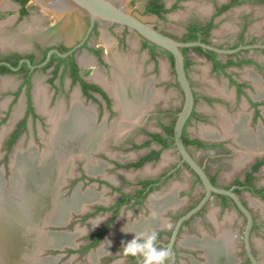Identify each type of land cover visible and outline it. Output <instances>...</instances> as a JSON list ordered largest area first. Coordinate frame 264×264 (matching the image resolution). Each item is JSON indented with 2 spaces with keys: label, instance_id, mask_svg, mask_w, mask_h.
Returning a JSON list of instances; mask_svg holds the SVG:
<instances>
[{
  "label": "rangeland",
  "instance_id": "obj_1",
  "mask_svg": "<svg viewBox=\"0 0 264 264\" xmlns=\"http://www.w3.org/2000/svg\"><path fill=\"white\" fill-rule=\"evenodd\" d=\"M149 1L150 0H125L127 7L132 12L142 16L146 22L150 23L152 26L156 27L160 31L171 35L175 40L182 41L181 38H182L183 33L181 32V29L183 28L182 23L184 22L182 21V17L184 16L186 19L187 16L183 14V16H180L179 19L178 17L177 18L175 17L176 15L179 14L180 8L176 7L174 9H171V7H173V0H166V3H167L166 5L170 6L169 8L171 12L168 13L165 19H160L158 17L150 16L147 14L144 15L142 14V10L145 8L146 4ZM0 4H1L0 5V22H5V24L0 25V40L1 42L6 43V44L1 43L2 47H0V49H10V50L17 49L23 52L24 51L30 52L31 43H38L39 45H41L43 49L55 43H59V42H62L65 45L70 46V45H73L76 42V40L82 36V34L84 33L86 29L84 20H82V18H79L77 15L68 14V15H64L61 17H57L55 14L46 10L42 6L37 5L32 0H29V4L26 6L27 14L22 19H19V21H16L17 5L14 3V0H0ZM54 11L56 14H59L56 10ZM48 27H52V28L55 27V31L54 32L47 31ZM249 29H250V26H248V30ZM258 31H261V33H264V27H262ZM116 32L118 35H121L123 30L116 31ZM126 34H127L128 50L124 52L121 51L119 53L117 52L116 48L112 44L113 45L112 58L113 60H115V62H117L118 68H119L118 61H121V60L124 62L126 61L129 62L133 60L134 63L140 66V68L143 65L146 68H149V67L151 68V66L153 67V62L148 57V49L144 46L141 38H139L137 35L129 31H127ZM245 35H246L245 36L246 40H254L256 38L258 39L262 38V34L258 35L256 32L252 35H249V34H245ZM238 37L239 36H237L236 40L234 41H230V40L225 41L226 39L221 41L220 39L213 38L212 40H210V43H214V45L217 44L218 46L234 47L238 43ZM94 39L95 38H93L92 40L94 41ZM102 40L108 43L111 40V42L114 43V39L111 37L108 29L105 31V33H103V31L99 28L98 34H97V43H102ZM217 41H220V42H217ZM102 45L105 46L106 44H102ZM155 55L157 58L158 72H157V76L154 77V83L153 84L151 83L150 88L153 89V91L160 93L161 97L155 99V101L153 102L150 101L152 102L151 110L155 109L154 112L157 114L159 113V111L162 113L165 111H168L169 116L168 117L162 116V120L165 123H167L169 126H171L172 128L175 122V119H176V115L181 109V106L183 103V96L180 93V89L177 83L175 82L173 65L171 63V59L169 55L166 52H162L160 54L156 53ZM193 55L196 57V60L187 69V74L191 80V85L194 90V93L198 97V100L196 101V103H197V108L199 109L202 105V102L204 101L202 96H205V95L209 96L210 92L213 94L221 95V93L218 92V89L225 88V87L216 86L214 88V85H215L214 82L216 83L214 78L217 79V77H215L212 74V72H209V71L207 72V69H206L207 64L204 62L205 56H203L202 54L198 53L195 50H192L187 53L188 58L192 57L194 59ZM241 56L243 58L253 57L256 60H258L260 63L264 64V55L259 54L258 51L257 52H252V51L244 52L241 54ZM82 62L84 64L88 63L84 59V57L82 59ZM208 63L210 64V61H208ZM245 65L246 64L241 65V68L239 69L237 76H234L237 81H243L245 80L243 78H247L245 77L244 72H242V67H244ZM249 66L253 67L252 65H249ZM91 67H93L92 64H91ZM113 69H116L115 65ZM206 72H207V75H206ZM119 73L121 74L120 68H119ZM87 74H88V71H85L84 76ZM161 74H162V79L160 76ZM150 76H154L152 72V68L151 70H148L145 73L144 77L150 78ZM34 77L37 80H39V83H41V86L45 88V91H47L48 96L51 95L52 91L51 89H49V85L45 81L47 77L46 72L37 71L34 73L33 79ZM144 77L142 79H144ZM3 80H10L9 81L10 84L9 86H6L4 89L0 90V131H4V135L0 139V185L2 186L0 188V192L1 194H4L3 198L5 199L4 200L2 199V200L12 204L14 199H16L17 197L16 194L14 197L13 193H11L13 172H12V168L10 167V165L12 163L14 153L19 148L20 149L28 148L30 144L32 146H35L38 151H41V149L43 150L44 148H46V144L43 141V135H47L49 133V123L47 122L46 117H45V120L43 119V121H41L42 120L41 118L35 120L33 124H31V120L29 119L28 124H27L28 125L27 132L26 133L22 132L20 136L18 137L17 142L12 147V149L6 152L5 142L7 140V137L9 136L10 132L14 129L13 127L19 124V122L22 119V101L24 102L23 99H24L25 92L24 90L19 92L17 99L12 104H9L8 111L6 112L5 110L11 99V94L14 92L16 85L20 83L21 76L15 75V74H9V75L2 76L0 77V85L3 82ZM244 82H248V81L245 80ZM217 83L221 84L219 80L217 81ZM36 87H37V84L35 85V88ZM32 90L33 88L31 89V92ZM34 90H33V93H34ZM222 97H225V96H222ZM228 99H230V97ZM57 102H58V98L56 99L54 98L53 102L50 105L51 110L56 108L55 103ZM1 103H3V105H1ZM18 108L21 110V113L19 114L18 117H15L14 114H15V111L18 110ZM232 108L235 111L239 107L234 108L232 106ZM37 111H38V108H37ZM231 115L233 116V113ZM207 116H208V119H211V115L209 113H207ZM207 116L204 115L205 118ZM220 119H221V115H220ZM119 121L120 119L115 120L114 122L115 127L117 123H119ZM140 126H145L147 129L152 130V131L154 130L156 131L159 129V127L155 125L154 118L142 120ZM115 127H113L110 132H112V130H115ZM252 127L254 128L255 126H252ZM35 134H36V137L39 138V139L36 138L37 142L36 140H34ZM141 136L142 135L136 136V140H138L139 142L142 141ZM230 138H232L233 141L235 142L234 140L235 138L233 136H230ZM225 143H226L225 146L228 149L225 152V155H226L225 157L222 155L223 153L221 154V152H216V151L210 155H205V156L197 155L198 161L205 162V164L207 165V168L210 170L211 173L214 172V169L219 167V171L221 174L218 177H216V180L222 184H228L230 182V181L225 180L226 177H231L232 179L233 176L235 177L237 174L238 175L240 174L239 173L240 171L238 172L233 171L234 167H231L229 164H231V161L235 162V159L238 157V154H236V149L237 150H241V149L238 148L237 146H234V144L228 140ZM166 151L170 152V156H172V158H173V155L177 156L176 151L173 150V146L169 147ZM137 153H143V150L141 149L138 151L131 150L127 154H124V156L132 154V156L135 157ZM86 160L88 163L87 158ZM77 164H78L77 160L73 161V164L71 166L72 168L70 169V172H69L70 174L65 176L64 178L65 182H63L64 184L62 183V185L58 187L60 189V190L58 189L59 190L58 197H60V200H64L65 198H69L71 196L72 190L74 188L73 189H70V188L73 187L74 183H72V186H70V188H69V183L75 178L74 174L77 173L76 172ZM235 170H236V167H235ZM239 170H242V168ZM140 171H143V170H140ZM112 175H116V174L111 173L110 176ZM259 178L260 179L258 180V184L264 185V171L260 173ZM14 182H13V187H14ZM78 185H80V183L76 184V186L74 187H77ZM91 185L84 186L82 192L87 191V189ZM196 185L199 186L198 184ZM102 187L103 189H107L105 185H102ZM90 189H93V188H90ZM100 189L98 190L99 193H94V194H98L99 196L101 195V198L103 197L105 198V200L104 201L99 200V202L97 203L101 202L103 204L109 205L113 203L115 200L119 199V194H113L109 192L107 195H105L104 192L102 194L103 189L102 190ZM123 189L124 191L128 192L127 182L123 184L122 190ZM199 191L200 192L198 195H196L195 193L193 194L194 196L192 197L191 204L195 205L199 201V199L203 196L202 189L199 188ZM74 194L75 192L73 193L72 198L66 201L67 202L72 201ZM115 195H117V197ZM241 197L242 199H244L245 203L251 205L250 196H246V194H243L241 195ZM214 200H215L214 202H216V198ZM93 202H96V201H93ZM212 204H213V201H211L208 204L207 208L209 209L212 206ZM90 205H94V203H91ZM189 206L190 205L186 206L184 209H187ZM231 208L232 206H230V209ZM87 209H89V207H87ZM142 209H134L132 207L124 206L120 209V212L118 213V215L115 217L114 220H111L112 218L110 217L109 212L99 213V214H96L95 216H89L84 219H78V216L76 219L75 215L74 216L70 215L71 217L69 218V222L65 227H62V228L61 227H56V228L49 227L47 229L50 231H64V232L73 233L75 235V245H74L75 247L79 246L80 244L84 246L88 242H90L88 237L92 231L100 228L104 224H107L109 226L106 229L105 234L102 236V238L99 240V242L94 247H92L89 250L85 248L83 251L80 250L81 245L78 247L79 248L78 250L71 248L73 244H68V243H72L71 242L72 238L70 237L59 238L60 236L46 235L52 238L48 242H51V241L54 242V240L58 242V240H60L61 245L63 244V248H61V250L46 249L44 250L43 253L36 254L34 261L36 263H42V261L45 260L46 258H50L52 259L51 263L50 261H47L50 264H137V262L141 260V257L139 256L124 257L123 256V247L126 245L127 242L131 241L134 238L135 234H129V236L127 235L125 238L114 239L115 241L112 240L111 243L109 244V247L107 249L104 248L105 251L101 253H98V250L100 249L102 250L106 236L107 235L109 236V234L111 233L113 229L117 230V229L126 227L128 223H131L132 225H134L133 223L137 222L135 224H138L139 217H143L146 215ZM80 210H83V209H80ZM183 210L181 213L184 212ZM231 210H234V209H231ZM69 211L71 213L72 211L77 212L79 210H76V209L68 210L65 216L60 221V223L67 220L68 215L70 214ZM207 214H208V210L204 214V217L197 216L195 219H192L190 221L191 226H195V224H197L199 219L201 220L205 219V216ZM179 215L174 216V218L173 216L163 215L162 216L163 218L161 219H164V220L167 219L168 221L167 223L169 224V227L167 226L166 228L170 229V227H172L173 223L175 222L176 218ZM256 215L259 217L257 218V220L258 222H260V224L261 222H264V210L256 212ZM129 217H130V220L127 219ZM236 217H237V220L234 223L232 222L231 225H227V232L228 233L230 232L232 237L234 236L233 237L234 249L232 251L231 256L229 257L231 260L229 259L224 264H249L247 260V255L244 250L243 242H242L243 230L245 226V219L238 213ZM217 219L220 222L223 221L224 219L223 212L218 214ZM165 224H166V220H165ZM165 224L163 227L166 226ZM262 228L263 226L259 225L257 231L252 233L251 238L253 241V250L256 249L254 250L255 252L254 254L256 257H258V260L264 264V228L263 229ZM37 229L38 227H35V228L33 227L32 233L33 234L35 233V235H37V232H36ZM166 230L163 231V233L166 235L164 236L165 241L169 239L170 233H171L170 232L171 229L168 231L169 233H166ZM204 230H208L210 232L212 231L211 229H209L208 223H204ZM151 231H154V230L152 229ZM149 232H150L149 230L146 231V233H149ZM191 234L194 235V237H198L199 239H201L199 234H195L193 231L190 233V235ZM184 235L185 233L183 232L181 236L177 238L178 241L182 240L181 237ZM92 257H94V259ZM207 260H208L207 256L205 255V251L203 249L196 248L193 250V247H192L191 251L184 250L182 249L181 244L178 243V250L175 253V257H173L170 261H168L167 264H204L207 262Z\"/></svg>",
  "mask_w": 264,
  "mask_h": 264
},
{
  "label": "flooded vegetation",
  "instance_id": "obj_2",
  "mask_svg": "<svg viewBox=\"0 0 264 264\" xmlns=\"http://www.w3.org/2000/svg\"><path fill=\"white\" fill-rule=\"evenodd\" d=\"M151 1L152 0H150L146 4L145 8L142 10V14L144 15L147 14L150 16H155V17L160 18L157 15L145 13V9ZM160 1L163 3V0H160ZM260 1L264 2V0H260ZM14 3L17 5L16 21H19V19H22L27 14L26 6L29 4V0L25 4H22L20 0H14ZM163 4L165 7V3ZM22 10L25 11V14H22ZM84 22H85V28H86L84 33L79 39L76 40V42L73 45H70V46H67L64 43L59 42V43H55L43 49L41 45H39L38 43H31L30 52H25V51L23 52L17 49L16 50L0 49V77L9 75V74H15V75L21 76V81L18 85H16L14 92L11 94V99L5 111L6 112L8 111L9 104H12L17 99V96L19 95L20 91L24 90L25 92L24 99H23L24 102L22 101V119L19 122V124L13 127L14 129L10 132L9 136L7 137V140L5 142L6 152L12 149V147L15 145L18 137L20 136L22 132H25V133L27 132V128H28L27 124H28L29 119L31 120V124H33L34 121L39 118L42 119L41 121H43V119L45 120V116L37 111V106L34 101L33 90L35 88V85L39 83V80H37L35 77L33 79V75L37 71H43V72H46L47 74L45 81L49 85V89H51L52 91L51 95L49 96L46 91L48 99H50L48 101L49 108L54 98L55 99L58 98V102L55 103L56 107L60 105L61 103H63L65 106V109L69 111L72 106L73 96L76 94V97L78 98L79 106L81 107L82 111L85 113H90V117L92 120V125H91L92 128L96 130H104L106 132L108 131L110 132L111 129L115 126L114 124L115 120H118L121 118V110H119L120 108H119V105L117 104L116 98L110 93L109 90L106 89L103 83L96 81L95 78L96 76L102 77L105 81V84H109V85L114 84V82L116 81L117 75L120 73H119V68L117 66V62H115V60H113L112 58V48L114 45L117 52L119 53L121 51L124 52L128 50V42H127V34H126L127 31H125L126 29L123 30L121 35H118L117 32L114 30V28H109L108 30H109L111 37L114 39V43H112L111 40L109 41V43L103 40H102V43H97V34H98L99 26L95 25L89 37L87 38V40L85 41L82 47L74 50L70 55L64 58H59L55 54H53L50 60L48 61V63L44 67L37 68L38 65H40L41 63L45 61L47 54L50 51L55 50L61 54H64V53H67L73 50L77 45H79L85 36L86 30L89 28L88 20L85 19ZM245 29H243L241 34L239 35L238 43L236 44V46L234 47L218 46V45L216 46L222 49H234L242 45L243 46L244 45H255V44L264 45V34L262 35V38H259V39L256 38L254 40H246L245 34H244ZM157 30L160 31L159 29ZM47 31L54 32L55 27L54 28L48 27ZM164 34L172 37L171 35L167 33H164ZM93 38H95L94 41L92 40ZM202 39L203 37L201 36L200 40L202 41ZM102 44H106V45L104 46ZM143 44L148 49V57L153 62L152 72L153 74H155V77H156L157 72H158V64H157V59H156L155 54L156 53L160 54L164 51H161L160 49L156 47L154 48L152 45L148 44L145 41H143ZM209 44H212V43H209ZM248 51H252V52L258 51L259 54L264 55V49H252V50H247V51H241L235 55L224 56V57L234 56L237 60H239V64L245 63L247 66L252 65L253 67H255V70L258 72L257 74L259 78L264 79V64L260 63L258 60H256L253 57L243 58L241 56L242 53L248 52ZM203 56H205V58L208 61H210L213 65V62L210 59H208L206 55L203 54ZM83 57L88 62L87 64H84L82 62ZM217 57L219 56L215 55V58ZM27 62L30 64L31 67H34V68L33 69L30 68ZM4 64L9 65L10 67L16 70L12 71L10 70L9 67H7ZM91 64L93 67H91ZM114 65L116 69H113ZM226 67L215 68L213 65V68H215L217 71L222 72V73H224ZM4 68H7V70H5ZM85 71H88V74L84 76ZM146 72H147V68L144 65L141 66L140 79L145 76ZM141 80H142L141 82H143V79ZM144 80H145V77H144ZM229 81H230L229 85L234 88L236 103L239 102L240 97L242 95L246 97V91L244 90L250 89L251 92H254V88L246 82L239 83L238 81L233 79L232 76H229ZM151 83L153 84L154 81L150 82V86H151ZM39 84L41 85V83ZM32 88L33 90L31 92ZM150 91H153V89L149 88V92ZM194 98H195L194 110H193L191 117L187 121V124L191 123L192 120L198 121L202 119L201 114H199L197 110L196 101L198 100V97L195 93H194ZM202 98L204 100L203 102L209 105H212V103L214 102H223L220 99L213 98V97L206 96V95L202 96ZM247 100L249 101L251 105L254 106V112H253V117H252L253 121H252L251 126H255L258 119H260L264 125V117L262 116L261 110L259 109V107H264L263 94L259 95V100L256 103L255 102L252 103V100H250L249 97H247ZM147 110L140 113L141 117L139 116L138 118L139 122H137L136 125L133 126L131 131L130 130L124 131L123 134L121 133V136H118V137L112 135L113 137L111 136L109 138H106L104 141H102V143H100V145L94 146L90 149L89 157L91 158V160L93 161L95 160L94 162L98 163V165H100L101 167V170L98 172V174H89L86 169V165H87L86 158L84 157L79 158L77 159V162H78L77 171H76L77 173L74 174L75 175L74 180H72L69 183V188L70 186H72V183H74L73 187L70 188V189L74 188L73 189L74 191L72 190L73 193L77 190H81L82 192L84 186L91 185V184L96 185L98 189H100L102 185H105L106 187H109L113 192L114 188L110 185L109 181L106 179V175L111 174V173L112 174L117 173L116 176L119 181V186L116 188L115 192L119 194V199L115 200L113 203L109 205L103 204L101 202L100 203L94 202V205H90L91 203H88L82 213L73 212L70 215H73V216L75 215L76 219H77V216H78V219H84L89 216H95L96 214H99V213L109 212L110 217L112 218L111 220H114L115 217L120 212V209L124 206L132 207V208L137 207V209L144 208L149 195L156 191H159L162 183L168 180V177L165 175H161L158 177H146V178L136 179L135 188L133 190V194L131 197L125 195L122 190L123 184L126 182V179L123 175L117 172L118 170H123V171H128L130 169L137 170V169L142 168L146 163L156 162L157 161L156 158H159L158 155L156 154L158 150L155 148H152L151 145L155 144V145H158L159 147H162L163 144L161 142V133L155 130L154 131L149 130L145 126H140V124L142 120L144 119L154 118L155 125L159 127V129H161L163 125L162 116L168 117L169 112L165 111L162 113L159 111V113L157 114L154 112L155 109L151 110V108H148ZM203 119H205L204 121H208V122L210 121L208 119V116L206 118L204 117ZM219 123H220V119L218 121V124ZM139 135H142L141 136L142 141L140 142L136 140V136H139ZM34 138L36 142H37V139H39L38 137H36V134ZM172 144H173V141H172ZM225 145L226 143H218V144H208L207 143V144H201V145L192 143V146L196 147L197 149H202L203 151L216 150V152H221V154L223 153L222 154L223 156H226L225 152L228 150ZM140 149L143 150V153H137V155L133 159H127L123 157L124 154H127L131 150L138 151ZM145 149H147L146 152L144 151ZM113 153L116 154L115 158H112L111 157L112 155H110ZM108 164L111 166L108 167ZM263 171H264V150L260 151L259 154L253 155L251 159L245 163V165L242 167V170H240L239 172L240 174L239 175L237 174L232 179V181L229 184V187H227L226 189H232L233 192H235L238 195V197L240 198L244 206L247 207L241 195L243 193H248L250 197L252 198V200L256 201L262 207L264 205V185L263 184L259 185L258 180L260 179L259 178L260 173ZM208 178L213 185L218 187L217 180L215 178L213 179L210 176H208ZM196 180L198 181L197 178ZM78 183H80V185H78L77 187H74ZM92 185L87 189V191H84L82 193L88 192L90 188L94 187ZM72 195L70 198H72ZM214 197L215 198L219 197V199L225 200L228 204H232V202L226 197L213 196V198ZM87 207H89L90 210L87 209ZM248 210L252 214V219H253V226L251 229V235H252V233L257 231L259 225L263 226L264 228V222H261L260 224V222H258L257 220V218L259 217L256 215V212H259V211L254 212L252 209H248ZM202 211L198 213L196 216H199L202 213ZM238 214L241 215V213L239 212ZM167 215L173 216L171 212H168ZM193 218H191L190 220H188L187 222L183 224L180 230V233L184 230L185 227L186 228L188 227L187 225H189V222ZM108 226L109 225L104 224L100 228L92 231L88 237L90 242H88L84 246L80 244L81 245L80 250L83 251L85 248L89 250L92 247H94L99 242V240L102 238V236L105 234ZM172 228H173V225L172 227H170L171 231H172ZM156 229L157 230L153 229L155 232L158 233L156 247L165 248L163 244H167L169 239L165 241L164 236L166 235L163 233V231H165L167 228L159 227ZM170 229H167L166 233H169L168 231ZM151 230L149 231L152 232ZM96 240H97V243L91 246ZM176 243L172 248L171 257L166 262L170 261L173 257H175V253L178 250ZM79 246L76 247L77 250L79 249L78 248ZM251 247H252L253 256L255 257L257 262L259 264H263L258 260V257H256L254 254L255 253L254 250L256 249L253 250L252 238H251ZM248 263H249V260H248ZM137 264H139V261L137 262Z\"/></svg>",
  "mask_w": 264,
  "mask_h": 264
},
{
  "label": "bare ground",
  "instance_id": "obj_3",
  "mask_svg": "<svg viewBox=\"0 0 264 264\" xmlns=\"http://www.w3.org/2000/svg\"><path fill=\"white\" fill-rule=\"evenodd\" d=\"M38 1L42 5L41 0ZM51 1L54 2V10L60 14V16L56 14L59 17H61L66 9L70 8L64 1L49 0V2ZM2 24H5V22H0V25ZM1 43L6 44L0 40V47H2ZM120 66L121 74L117 76L115 84H105L102 77L96 76L95 78V80L103 83L107 90L116 97L117 104L120 108L119 110H121L120 121L117 123L116 127L114 126L115 130H112V132L96 130L91 127L92 120L90 113L82 111L76 94L72 99V106L69 111L65 109L63 103L51 110L48 107L49 99L45 88L39 83L37 84L34 90L35 104L38 111L47 118V122L49 123V133L43 135L46 148L38 151L36 147L30 144L28 148L17 149L10 165L13 172L11 193H13L14 197L16 194L17 197L11 204L3 201L5 199L3 198L4 194L0 192V220L3 219V222L6 220L15 231L27 230L29 233L31 231L33 232V227L35 228L38 222L40 224L43 220V222L46 220L51 223H60L68 210L84 209L89 202L92 203L101 198L98 194H94L93 189H90L87 193H82L77 190L75 191L73 200L67 202L66 200H60V197H58V191L60 190L58 187L65 182L64 178L70 174L69 172L72 168L73 161L78 158L86 157L88 159L86 165L88 172L90 174H97L101 170V167L98 163L94 162L95 160L93 161L89 157L90 149L100 145L102 141L112 135L118 137L121 136V133L123 134L124 131L131 129L135 122L137 123V119L141 115L140 113L146 111L150 103L161 97L160 93L155 91L149 92L148 84L141 82L140 66L133 61H121ZM9 81L10 80H3L0 85V90L9 86ZM218 92L226 98H228L230 94L225 88H219ZM262 93L264 96V92ZM1 105H3V103H1ZM20 113L21 110L18 108L14 116L18 117ZM221 117L222 135H218V133L214 134L212 130L203 127L200 132L203 137L211 139L218 138L220 135L221 137L233 136L235 141H241L248 146L246 147L247 149L241 151V154L235 159V166L239 162L250 157L251 154L254 155L264 150V134H260V137L257 139L250 135H242L238 132L241 126L239 119L233 121L231 117L229 118L223 113ZM3 135L4 131H0V139ZM1 187L0 185V188ZM152 203L153 212L157 213L156 218L140 221L138 224L134 225L128 223L130 226L127 224L126 227L117 230L113 229L105 239L102 250H98V253L105 251V249L109 247L111 241H115L114 239L125 238L127 235L129 236V234L145 233L147 229L162 226L164 220L159 218L158 214L165 208L173 206V197L171 194L161 195ZM233 237L230 232L228 233L227 230L221 229L218 236L221 241L220 243L202 239L195 241L194 244L192 243V247L205 250V255L208 260L204 264H224L229 260L228 254H232L234 249ZM59 238H61V236ZM51 239L52 238L46 235H33V238L30 239L29 242L31 243L29 256L25 258L22 257L23 259L21 258L18 264H50L52 261L50 258H46L42 263H36L34 259L37 254V248H39L38 246L58 247L61 245L60 240H58V242L55 240L54 242H48ZM28 248L30 249V247ZM34 250L36 251L34 252ZM25 252H27V250ZM23 254L24 253L20 251V255L23 256ZM92 258L94 259V257ZM47 261H50V263Z\"/></svg>",
  "mask_w": 264,
  "mask_h": 264
},
{
  "label": "crops",
  "instance_id": "obj_4",
  "mask_svg": "<svg viewBox=\"0 0 264 264\" xmlns=\"http://www.w3.org/2000/svg\"><path fill=\"white\" fill-rule=\"evenodd\" d=\"M211 1L212 0H173V7H171V9H174L176 7L180 8L179 14L176 15L175 17L176 18L178 17V19H179V17L183 16V14H185L187 16L186 19L184 16L182 17V21H184L182 23L183 28L181 29V32L183 33L182 37L186 34L188 27L198 26L201 29H205L209 25L211 26V28L208 31V33L206 35H202V37H203L202 41L207 42V43H210V40H212L213 38L220 39L221 41H223L225 39H226L225 41H228V40L234 41V40H236V37L239 36L241 34L242 30L245 28L246 29L244 30V34L252 35L255 32L258 35L264 34V33H261V31H258L262 27H264V7H263L264 2H261L260 0H213L212 2ZM163 3H165L164 9L167 10L168 12L161 14L159 16L160 19H165L166 16L168 15V13L171 12V10L169 8L170 6L166 5L167 4L166 0H163ZM248 26H250L249 30H248ZM217 42H220V41H217ZM212 44H214V43H212ZM215 45H217V44H215ZM192 50L193 49H190L188 52H190ZM198 53H200V52H198ZM200 54H202V53H200ZM216 59L221 64H225V62L226 63L227 62L232 63V65L227 66L225 68L224 73H222V72L217 71L215 68H213L212 63L210 62V64H209L207 59L204 57V62L207 64L206 65L207 72L208 71L212 72V74L215 77H217V79L214 78V80L216 81V83L214 82V84H215L214 88L216 86L217 87L218 86H220V87L224 86L225 89L230 93L228 96V98L230 97V99L222 97L223 96L222 94H221L222 95L221 96V95L210 93L209 94L210 97L220 99L223 102H214V103H212V105H209L205 102H202L201 107L199 109L197 108L199 114H201L202 119H200L198 121L192 120L191 123L187 124L185 126V129H184L183 138L186 139L190 143L191 142H197V143H199V145L207 144V143L208 144L225 143L228 140V141L232 142L234 144V146H237L238 148L241 149V150L236 149V154L239 155V154H241L240 152L243 150H246L247 149L246 147H248V146H246L241 141H235L234 142L233 139L230 137H224V138H222L223 136L221 137V135L223 133V129L220 128V127H222V119H220V115L222 116V113H223L225 116H228L229 118L231 117V119H233V121H236V119H239V121L241 122V126H240V129L238 132L241 133L242 135H250L252 137H255V139H257L258 137H260V134H264V125L260 119H258L254 128L251 126L252 121H253L252 117H253V112H254V106L251 105L249 103V101L247 100V97H249L250 100H252V103L258 102L259 95L263 94L262 92H264V79L259 78V76L257 74L258 72L255 70V67H250L247 65L242 67V72H244L245 77H247V78H243V79L247 80L248 82H246V83H248L249 85H251L254 88V92H251L250 89L244 90V91H246V97L244 95H242L240 97L239 102L236 103L234 88L229 85V82H230L229 76H232L233 79H235L234 76H237V73H238L239 69L241 68L242 63L239 64V60H237L234 56H232V57H217ZM195 60H196L195 56H194V59L192 57L188 58V56L186 54L185 61L188 63L187 69L190 67V65H192V63ZM121 61H118L119 68L121 67L120 66ZM131 61H133V60H131ZM151 68L153 69L152 66H151ZM151 68L150 67L147 68V71L151 70ZM187 69H186V73H187ZM120 70H121V68H120ZM207 72H206V75H207ZM153 75L154 76H150V78L148 77V78H145V80L143 79V82L148 84V89L150 88V82L154 81L155 74H153ZM160 76L162 78V74ZM187 76H188V74H187ZM188 79H189L190 85H191V80H190L189 76H188ZM218 80L221 84L217 83ZM245 80L238 81V82L242 83ZM191 87H192V85H191ZM180 93H181V91H180ZM232 106L234 108H236V107H239V108L234 111ZM149 108H151V103H150ZM259 109L261 110L262 116L264 117V107H259ZM207 113H209L211 115V119H209L210 120L209 122H206V121H204L205 119H203L204 115H207ZM232 113H233V116L231 115ZM215 117H216V119H215ZM219 119H220V125L221 126H219V124H218ZM162 124H163L162 125L163 129L161 128V129L156 130L157 132L161 133V142L163 144L162 147H159L158 145H155V144L151 145L152 148H155L158 150L156 152V154L159 157V158H156L157 161L151 162V163H146L142 168L137 169V170L130 169L128 171H123V170L117 171L119 174H121L125 177L126 182H127V188H128L127 191L128 192L124 191V189H123V193L127 196H130V197L133 194L136 179L146 178V177H158L161 175H165L168 177V180L166 182L162 183L159 191H156V192L149 195V197L146 201L145 207H144V209H142L143 212L146 213L147 216L145 215L143 217H139L138 222H140L143 219H144L143 221H146V220L153 218L151 215V213L153 212V207H152L153 203L152 202L156 201V199L159 198L161 195H166V194L167 195L171 194V196L173 197V206L165 208L163 211H161L158 214L159 218H163L162 216L167 215L168 212H171L173 214V218H174V216H177L179 214L180 215L178 217H180L181 215L186 213L188 210H190L191 208H193L197 204V203L195 205L191 204L192 203V197L194 196L193 195L194 193L196 195L199 194V192H200L199 188L202 189L200 183L196 180V177L191 172V170H189V168L185 165H180L178 154H177V156L173 155V158H172V156H170V152L166 151L169 147L173 146V144H172L173 127L171 128V126H169L163 120H162ZM237 126H238V124H237ZM202 127L205 129L212 130L214 134L218 133V135L219 134H221V135H220V137L214 138V139L203 137L201 135V132H200ZM132 128L133 127H131V129ZM131 129H129V130L131 131ZM185 146H186L188 152L198 162V164H200L203 167V169L205 170V172L208 176L212 177L213 179L214 178L216 179V177H218L221 174L219 171V167L214 169V172L211 173L210 170L207 168V165L205 164V162H199L197 159V155H201V156L202 155H204V156L210 155V154L214 153L216 150L203 151L202 149H197L196 147L192 146V143H191V145L185 144ZM173 150H175L174 146H173ZM144 151L146 152L147 149H145ZM253 151H255V150H253ZM255 154H259V152L255 153ZM110 155H112L111 156L112 158L116 157L115 153L110 154ZM168 156H169V158H168ZM252 156H253V154H251V156L246 158L244 161L239 162L236 166L234 165V161H231V164H229V165L231 167H234L233 171L238 172V171H240L239 169H241L245 165V163L251 159ZM123 157L127 158V159H133L134 158L132 156V154L126 155ZM207 158H209V157H207ZM110 166L111 165L108 164V167H110ZM235 167H238V168H236V170H235ZM140 170H143V171H140ZM134 175H135V177H134ZM233 178H234V176H233ZM106 179L109 181L110 185L114 188V191L112 192V190L109 187L105 186L108 190L103 189V187H101L100 190L103 189L102 194H103V192L105 193V195H107L109 192L113 193V194H118L117 192H115L116 188L119 186V181L117 179V176L116 175L110 176V174H107ZM232 179H231V177L225 178L226 181H230V182L232 181ZM230 182L228 184H222V183H219L217 181V184H218V187L226 189L227 187H229ZM196 184H198L199 186H197ZM92 186H94L93 187L94 193H99L98 192L99 189L97 188V186L96 185H92ZM202 192H203V189H202ZM243 194H246V196H250L248 193H243ZM115 196L117 197V195H115ZM214 199H215V197H214ZM214 199L211 200V201H213L212 206L209 209L207 208L208 204L211 202L210 201L205 206L202 213L199 215V216L204 217V214L208 210V214L205 216V219H203V220L199 219L197 224H195V226H191V224L189 222V225H187L188 227L187 228L185 227L184 230L180 233L179 236H181V234L183 232L185 233V235L181 237L182 240L178 241V239H177V243H176L177 248H178V243H179V244H181L182 249L191 251L192 243L194 244L195 241L202 240V239L211 240L212 242H219V243L221 242L220 238H218L219 231H221V229L227 230V225H231L232 222L234 223L237 220L236 216H237L238 211L236 210V208L232 204H228L225 200H221V199H219V197H217L216 202H214L215 201ZM99 200L104 201L105 198L102 197V198H99ZM99 200H97L96 202H99ZM250 202H251V205L246 203L248 209H252L254 212L264 210V205L261 207L256 201L252 200L251 197H250ZM92 203H94V202H92ZM188 205H190V206L187 209H184ZM230 206H232L231 209H234V210H231ZM134 209H137V207H134ZM182 210L184 211L183 213H181ZM221 212H223V214H224V219L222 222L218 221V219H217L218 214H220ZM196 217H194L193 219H195ZM177 218H176V220H177ZM127 219L130 220V217ZM165 220H166V224H165ZM165 220L163 222V225L159 226V227H163L164 224L166 226L163 228H166L167 226L169 227V224L167 223L168 222L167 219H165ZM135 223H137V222H134L133 224H135ZM204 223H208L209 229L212 230L211 232L208 230H204ZM129 224H131V223H129ZM154 228L156 229L157 227H154ZM154 228H151V229H154ZM151 229H147V230H151ZM192 231L195 234H199L201 239H199L198 237H194V235H192V234L190 235V233ZM194 249H196V248L193 247V250ZM228 256L230 257L231 254H229Z\"/></svg>",
  "mask_w": 264,
  "mask_h": 264
},
{
  "label": "water",
  "instance_id": "obj_5",
  "mask_svg": "<svg viewBox=\"0 0 264 264\" xmlns=\"http://www.w3.org/2000/svg\"><path fill=\"white\" fill-rule=\"evenodd\" d=\"M32 1L56 15V13L54 12L55 7H53L54 2L52 1L49 2V0H41L42 2L41 5L38 0H32ZM58 1L59 2L64 1L70 7L66 9V11H64V13L61 16L68 14L77 15L79 18H82V20L85 19L88 20L89 28L86 30L83 40L73 50L64 54L52 50L47 54L45 61L40 65H38L37 68L44 67L48 63V61L50 60L53 54H55L59 58H64L70 55L74 50L82 47L95 25H98L99 28L103 31V33H105V31L109 28H114L115 31H121L126 29L127 31L137 35L139 38H141L143 41L147 42L148 44L155 46L161 51L166 52L172 58L175 82L177 83L181 91V94L183 96V103L181 109L177 113L175 122L173 124V130H172L173 146L178 154L180 165L187 166L189 170H191V172L198 179L203 189V196L193 208H191L186 213L178 217L177 220L173 223V228L170 234L169 241L167 244H163L165 248L169 249L170 252L169 258L171 257L172 248L177 242V238L179 236L183 224L188 220H190L191 218H193L194 216H196L198 213H200L205 208V206L211 201L213 196H223L228 198L232 202V204L237 209V211L241 213V215L245 219V226L242 236L244 250L250 264H259L255 259V257L253 256L252 247H251V229L253 226L252 214L250 213L248 208L243 205L238 195L235 192H233L232 189H228V190L223 189L211 183L203 167L199 165L198 162L193 158V156L188 152L184 144L183 133L187 121L189 120V118L193 113L195 98H194L193 89L190 85V81L188 79L185 69V55L183 54V49L199 48L203 52H212L216 56L224 57V56L235 55L241 51H247L252 49H264V45L261 44L244 45V46L242 45L234 49H222L214 44L202 42L200 39L195 42L178 41L158 31L154 26L146 22L142 16L132 12L127 7L125 0H58ZM56 16L59 17L58 15ZM4 65L9 67L10 70L12 71L16 70L7 64ZM28 65L30 66L29 63ZM30 68L33 69L34 67L30 66ZM70 197L65 198L64 200H68L70 199ZM83 211L84 209L79 210L75 213H82ZM70 214L68 215L67 220L63 221L62 223H54V222L51 223L50 221H46V220L45 222H43L44 220L41 221L40 224L38 222V224L36 225V227H38L36 231L37 236H41V235H48V236L52 235V236H61V237L68 236L72 238L71 241L72 243L70 244H73V246H71V248L76 249V247L74 246L75 235L73 233L64 232V231H50L47 229L49 227L52 228L65 227L69 222V218L71 217ZM10 225L11 224H8L6 220H4V222L3 219L0 220V264H18L21 258L27 257L31 251V243L29 242L30 239H32L33 235L35 234H32V231L29 233L27 230L15 231L14 228H12ZM28 247H30V249ZM38 247L39 248H37V254L43 253L44 250L46 249L61 250V248H63V245H60L58 247H46V246H41V247L38 246ZM26 250L28 253L25 252ZM20 251L23 252L25 255L23 254V256H21ZM35 251L36 250H34V252ZM166 261L164 262V264H167Z\"/></svg>",
  "mask_w": 264,
  "mask_h": 264
},
{
  "label": "clouds",
  "instance_id": "obj_6",
  "mask_svg": "<svg viewBox=\"0 0 264 264\" xmlns=\"http://www.w3.org/2000/svg\"><path fill=\"white\" fill-rule=\"evenodd\" d=\"M151 215L156 218L157 213L152 212ZM157 238L158 233L155 231L135 234L134 238L123 247V256L142 257L139 264H164L170 252L168 248L156 247Z\"/></svg>",
  "mask_w": 264,
  "mask_h": 264
},
{
  "label": "trees",
  "instance_id": "obj_7",
  "mask_svg": "<svg viewBox=\"0 0 264 264\" xmlns=\"http://www.w3.org/2000/svg\"><path fill=\"white\" fill-rule=\"evenodd\" d=\"M22 4H25L28 0H20ZM168 12L164 9V4L160 0H152L149 5H147L145 9V13L154 14L157 16H160L161 14H164ZM22 14H25V11L22 10ZM211 26H207L205 29H201L198 26H191L187 28V33L182 37V42H195L201 38L202 35H206L208 31L210 30ZM155 48V46H153ZM190 49H183V54L186 55V53ZM193 50L198 51L204 55L207 56L208 59H210L213 62V65L215 68L221 67L224 68L226 66L232 65L231 62H227L226 64L222 65L219 61L216 60L215 55L212 52H203L199 48H193ZM169 55V54H168ZM172 63V58L169 55ZM173 65V64H172ZM188 63L185 61V69H187ZM7 70V68H4ZM171 133V132H170ZM184 144L190 145L191 143H195L199 145L197 142H188L186 139L183 138ZM222 197V196H221ZM97 243V240L91 245H95Z\"/></svg>",
  "mask_w": 264,
  "mask_h": 264
}]
</instances>
